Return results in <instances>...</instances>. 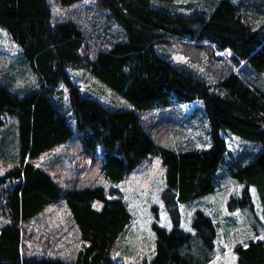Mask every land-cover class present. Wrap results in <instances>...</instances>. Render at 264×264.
<instances>
[{
	"label": "trees",
	"instance_id": "16d2710c",
	"mask_svg": "<svg viewBox=\"0 0 264 264\" xmlns=\"http://www.w3.org/2000/svg\"><path fill=\"white\" fill-rule=\"evenodd\" d=\"M57 1L67 6L81 0ZM186 1L190 12L179 11L178 0H94L120 35L92 58L75 23L51 22L48 0H0V27L21 47L38 82L23 95L0 82V126L6 116H15L18 141V164L0 176L6 219L0 226V264H119L113 260V247L131 220L119 189L112 187L109 197L102 186L62 189L31 162L75 132L84 150L99 158L103 177L112 183L122 181L148 156L160 157L165 168L161 200L172 227L153 224L149 264H205L213 258V220L197 210L192 231H186L179 226V204L212 193L219 168L242 185L239 195L228 198L227 207L242 210L254 230L263 231L264 90L239 65L245 62L252 71H264V19L259 18L264 0H191L200 1L199 6ZM172 43L191 62L206 50L208 63L218 61L221 66L215 70L207 64L204 74L173 62L162 53L164 47L172 51L167 47ZM69 67L87 69L131 107L109 108L82 95L69 80ZM60 81L68 89L75 129L55 96ZM196 99L208 120L209 147L173 150L157 143L143 127L140 112ZM226 132L260 144V150L242 165L240 158L228 156ZM60 200L78 228L80 248L70 259L26 253L21 224L25 228ZM233 251L235 264H264V237L236 243Z\"/></svg>",
	"mask_w": 264,
	"mask_h": 264
},
{
	"label": "rangeland",
	"instance_id": "374dc122",
	"mask_svg": "<svg viewBox=\"0 0 264 264\" xmlns=\"http://www.w3.org/2000/svg\"><path fill=\"white\" fill-rule=\"evenodd\" d=\"M188 2L195 6L200 5V1L188 0ZM48 4L51 10V22H73L83 31L85 45L90 52L88 55L92 58L100 48L109 47L112 41L119 38L118 26L102 14L94 0H81L67 6L61 5L57 0H48ZM186 4V0L175 2L179 11L190 12L185 9ZM259 18L264 19V14ZM167 47L173 50L164 47L162 53L165 56L173 62L184 63L198 73H207L205 70L207 64L208 68L213 67L215 70L221 66L218 61L208 63L209 56L206 50L199 52L200 58L191 62L178 49L177 43ZM215 54L223 58L229 56L228 52L215 51ZM239 67L242 68L245 76L264 90V71H252L245 62H241ZM66 72L70 82L78 87L82 95L92 97L109 108L131 107L124 98L95 78L87 69L69 67ZM0 82L19 95L35 90L38 86L35 75L23 59L21 47L1 27ZM56 90L58 94L56 93L55 96L59 99L57 101H60L61 106L67 110L69 118L72 119L71 126L75 129L65 82L60 81ZM204 113L202 102L196 99L189 103L152 108L140 112V115L143 127L157 143L179 150L210 146L209 124ZM16 123L15 116H6L3 125L0 126V176L18 164ZM224 137L228 156L240 158L242 165L251 161L260 150V144L235 134L226 132ZM31 162L49 173L62 189L102 186L109 197L110 189L118 188L127 205L131 220L114 244L113 260L119 264H149L147 259L153 254L155 242L153 224L166 230L172 227L161 200V192L165 188V168L160 157L148 156L122 181L112 183L103 177L99 158L96 155L91 156L84 150L75 132L69 140L42 153ZM219 170L220 168L215 190L212 193L179 204V226L191 232L195 211H201L209 216L215 224L217 233L215 254L205 264H235L236 254L233 246L251 238L264 237V229L256 232L245 212L239 209L230 210L227 207L228 198L239 195L242 185L232 178L225 168H222L221 172ZM1 189L0 187V226L6 222L1 208ZM251 193L256 200L253 188ZM21 230L23 237L25 233L22 244L27 250L26 253L47 252L48 255H59L70 259L82 244L78 228L63 200L46 206L26 223L25 228L21 224Z\"/></svg>",
	"mask_w": 264,
	"mask_h": 264
}]
</instances>
